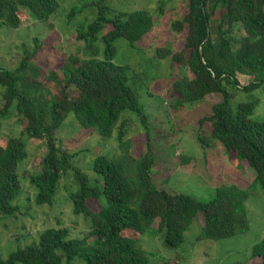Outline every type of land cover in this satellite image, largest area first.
Returning <instances> with one entry per match:
<instances>
[{
  "label": "trees",
  "instance_id": "trees-1",
  "mask_svg": "<svg viewBox=\"0 0 264 264\" xmlns=\"http://www.w3.org/2000/svg\"><path fill=\"white\" fill-rule=\"evenodd\" d=\"M105 1L86 5L96 8L95 18L76 31V41L83 47L78 54L68 55L60 69L64 85L59 94H48L41 70L32 62L37 40L14 69L0 66V121L14 115L22 127L19 136L0 134V214L14 216L17 211L11 203L20 193L21 178L36 191V205L51 206L60 181L70 176L75 186L68 195L72 212L89 224L82 239H69L66 228H47L37 244L17 249L5 260L0 258V264H151L136 242L153 223L158 221L157 232L163 234L164 246L177 249L198 214L203 218L199 242L229 239L249 229L247 191L221 186L210 201L202 203L159 189L153 178L155 158L148 117L135 89L139 75L113 62L117 54L114 43L124 39L133 47L153 30V17L144 9L117 12ZM59 8L57 0H0V26L17 29L22 14L48 25ZM185 10L170 26L173 33L186 30L182 50L172 55L171 49H158L155 54L158 60L172 55V64L192 75V79L174 82L177 97L172 109L180 111L203 103L208 95H221L222 101L211 107L210 115L198 121L199 130L210 123L211 133L206 138L198 132L197 143L208 149L218 142L227 152H234L253 171V183L264 190V121L251 119L258 101L240 103L233 110L226 91L230 87L245 94L259 89L264 93V0H186ZM157 11L162 14L163 6ZM77 14L72 9L67 19ZM99 41L104 47L102 58ZM237 75L252 81L242 86ZM49 80L57 85L55 75ZM70 87L75 89L73 96ZM124 112L139 118L145 129L143 140L127 137ZM69 115L102 140L115 134L117 152L94 159V180L73 165L76 152L57 144L56 134ZM23 139L43 141L46 153L33 163V173L24 171L20 176L19 167L29 156ZM89 200L97 203L98 210L90 209ZM250 259L264 264V240L253 246Z\"/></svg>",
  "mask_w": 264,
  "mask_h": 264
},
{
  "label": "rangeland",
  "instance_id": "rangeland-1",
  "mask_svg": "<svg viewBox=\"0 0 264 264\" xmlns=\"http://www.w3.org/2000/svg\"><path fill=\"white\" fill-rule=\"evenodd\" d=\"M96 0H57L58 13L50 18L48 25L39 23L32 17L21 15L22 21L17 29L0 26V66L14 69L24 56L25 51L34 49V40L38 41V51L32 62L41 70V80L45 82L48 94L52 97L59 94L64 85L60 69L68 55L78 54L83 47L76 41V31L81 26L91 24L95 18L96 8L86 6ZM105 3L117 12L147 10L153 17V30L140 42L130 47L124 39L114 43L117 54L114 64L128 66L139 78L135 89L139 94V103L144 108L149 124L154 153V179L159 189L170 195H186L206 203L210 201L216 188L234 186L247 191L250 196L245 203L248 231L239 236L220 241H197L203 226V218L198 214L190 228L184 233V243L177 249L164 246L163 234L157 232L158 221L136 242V248L144 252L151 264L175 261L176 264H260V260L251 261L250 255L254 245L264 240V190L254 182V173L242 163L234 152H227L221 144H214L206 149L197 143L199 132L208 138L211 133L210 123H205L199 130L198 121L210 115L211 107L222 101L219 94L208 95L205 101L194 106H187L174 111L176 94L173 93L174 82L180 79H192V75L177 65L172 64V55L183 48L186 30L182 34L170 31L171 23L181 19L185 13L186 0H106ZM163 6V13L157 8ZM72 9L78 14L68 20ZM219 12L216 14V18ZM108 30V28H107ZM105 30L101 36L107 31ZM100 58L103 56V44L97 43ZM171 49V56L164 60L155 58L156 50ZM81 57V56H80ZM55 75L56 82L50 81ZM240 85L245 86L252 81L251 77L237 75ZM231 95L230 105L233 110L240 103L258 101L251 116L255 122L264 121V93L262 90L250 94L238 92L226 87ZM70 94H76L73 87ZM2 102H0V109ZM122 117L128 122L127 137L143 140L145 129L139 118L130 112ZM0 134L5 137L19 136L22 127L17 117L10 115L0 121ZM99 138L95 131H85L72 115L63 123L57 132V144L71 153L73 165L87 174L88 178H96L92 164L97 156L112 157L117 152L116 139ZM28 158L19 167V174L24 171L33 173L32 167L36 159L46 153L43 141L26 140ZM21 190L11 203L17 208L14 216L0 214V258L5 260L17 249L37 244L39 235L47 228H66L69 239H82L89 231V224L82 216H75L68 200L74 185L70 176L62 178L59 191L51 206L36 205V191L30 187L29 181L20 179ZM87 205L98 210L97 203L89 200ZM91 243V240L88 241ZM75 264H82L76 261Z\"/></svg>",
  "mask_w": 264,
  "mask_h": 264
}]
</instances>
